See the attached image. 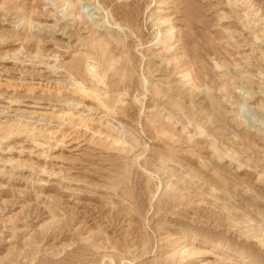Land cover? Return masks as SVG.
<instances>
[{
	"label": "rangeland",
	"instance_id": "rangeland-1",
	"mask_svg": "<svg viewBox=\"0 0 264 264\" xmlns=\"http://www.w3.org/2000/svg\"><path fill=\"white\" fill-rule=\"evenodd\" d=\"M0 264H264V0H0Z\"/></svg>",
	"mask_w": 264,
	"mask_h": 264
}]
</instances>
